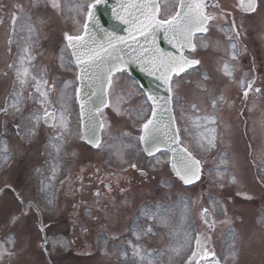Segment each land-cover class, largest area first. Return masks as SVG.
<instances>
[{
    "label": "rangeland",
    "instance_id": "1",
    "mask_svg": "<svg viewBox=\"0 0 264 264\" xmlns=\"http://www.w3.org/2000/svg\"><path fill=\"white\" fill-rule=\"evenodd\" d=\"M74 1L60 0L61 9L57 11L61 15L64 13L62 17L50 9L45 10V0H35L33 4L32 0H0V187L4 185L1 190H8L0 197V239L6 241L13 231L12 218L22 217L20 206L12 209L16 202L13 192L18 188L26 199L36 196L42 199L39 204L45 214V223H50L49 248L54 256L81 251L64 259L57 257V264H109L104 260H114L117 264H148V259H154L155 264H178L188 253L195 230L202 232L203 241L212 244L210 250L225 252V263L260 264L264 259V0H259L258 10L250 15H244L238 9L236 0H216L221 8L230 12L214 10L209 4L207 9L214 19L207 36L196 37L198 49L192 53L201 60L202 67L183 76L180 86L173 91V105L182 136L186 142H193L189 147L194 153L204 157V179L189 189L183 188L172 176L168 155L148 159L140 153L136 143L138 127L127 115L123 121L112 119V115H118L112 108L109 109L111 115L105 143L97 151L79 143L72 100L69 101L70 135L60 136L58 127H43L44 109L38 102L33 87L35 81L31 77H43L50 88L55 86L50 90L49 98L56 109L60 108L58 101L62 92L72 97L75 71L69 66L70 57L62 37L80 31V16L75 19L77 12L75 15L74 11L65 12ZM36 7L44 12L37 14ZM16 10L20 14L16 40L8 52L10 21ZM162 12L164 16L169 14ZM35 14L41 18L35 20ZM232 19L236 24V28H232L238 29L241 38V60L237 58L238 46L232 48L233 42L238 45V35L237 38L231 36L225 31L228 28L223 26L226 21L228 26L232 25ZM37 27L40 37L32 39L38 34ZM200 40L208 46L201 47ZM29 56L32 57L30 62ZM22 58L24 67L29 69L24 85L16 79ZM225 63L232 69L231 77L223 74ZM251 75L261 78L256 86L263 85L261 91L252 92L249 100L240 98L241 81L245 82ZM66 82L72 83L65 88ZM114 88L117 94L123 92L128 97L122 105L124 109L137 108L138 101L143 99L135 84L125 76L116 79ZM15 99L20 100L19 111L11 107ZM35 116L40 119H34ZM205 116L216 118L215 125L207 126L216 129V139L215 147L201 150L194 140L201 133H213L206 132L203 127L197 128L193 122ZM122 125H126L124 143L132 144L133 151L130 153L129 148L122 155L112 156L106 148L113 145L116 138L118 141L112 148L116 153L120 145L118 129ZM128 154L130 159L121 161ZM222 157L227 160V170H222L219 163ZM63 160L66 166L75 168L63 189L57 210L51 197L56 181L64 173ZM12 161V167L8 166ZM132 162L146 171V176L132 170L129 166ZM255 167L259 170L256 177H263L262 185L255 179ZM221 181H225V186L218 185ZM110 184L124 188L125 192L114 202L121 208L116 217L103 211L102 204L107 201V185ZM96 193L100 195V202L96 201ZM160 205L162 207H158ZM145 207L159 211L167 217V223L161 224L158 219L142 215L141 210ZM204 209L216 213V216L213 214L216 220L214 232L202 219ZM73 212L75 218L79 216L83 221L81 227L76 223L79 219L72 223L68 220ZM29 219L35 224L33 215ZM100 232L104 234L100 235ZM35 235L27 230L22 232L18 246L24 247V255H20L18 264H51L43 252L36 249ZM136 248L139 255L134 256Z\"/></svg>",
    "mask_w": 264,
    "mask_h": 264
},
{
    "label": "snow or ice",
    "instance_id": "2",
    "mask_svg": "<svg viewBox=\"0 0 264 264\" xmlns=\"http://www.w3.org/2000/svg\"><path fill=\"white\" fill-rule=\"evenodd\" d=\"M108 4L109 0H91L87 5L77 3L69 6V11H75L78 14L86 13L82 34H65L67 48L71 49V55L78 69L79 84L74 88V92L75 101L80 109L82 138L93 147L100 148L102 144L100 133L106 127L105 120L102 119L104 110L112 108L118 115H127L133 119L139 131L136 143L138 146H143L141 149L143 152L150 157H155L156 153L171 154L170 165L175 176L184 185L192 184L200 178L201 161L194 156L193 150H190L189 143L193 142H186L182 136V130L176 126L170 105L173 101V91L180 86L184 78L183 74H190L189 70L201 63L200 60L191 58L185 53L196 51L197 34H207L214 17L206 11V0H163V3L161 0H117L111 8V15L119 24L125 26L127 36H123L118 34L115 27L109 30L100 23L97 12L101 6L106 7ZM239 5L245 12H254L257 8L256 0H239ZM51 7L60 10V0H51ZM162 10L168 11L169 15H162ZM225 31L230 33L231 29H225ZM160 33H163L165 41L175 49V53L165 52L158 46L157 37ZM237 35H239L238 32ZM199 43L201 47L208 46L204 40H200ZM235 47L233 42L232 48L235 49ZM232 58H236L235 53ZM27 59L30 62L32 57L29 56ZM23 61L24 58L16 70V79L21 85L26 84L29 77V69L24 67ZM129 64L139 65L142 72L159 82L157 89L162 88L166 95H161L159 90L141 91L143 99L138 101L137 108H122L128 97L123 92L117 94L114 84L118 79L116 74L123 72ZM223 74L232 76V69L227 63L223 66ZM31 78L35 81L33 87L38 94V102L44 109L45 124L51 122V126L58 127L61 130L60 136L70 135L69 101L72 97L62 92L58 101L60 108L53 107V110L49 111L48 109L52 107L49 94L51 88L55 86L52 85L50 88L48 81L43 77L33 75ZM71 83L66 82L65 88ZM253 84L254 81H241V87L245 89L243 93L245 97L248 96L249 91L253 90ZM254 90L261 91L260 88ZM29 95L32 96V93ZM19 103L20 100L15 99L11 107L19 111ZM4 111L6 112L7 108ZM33 118L40 119L39 116ZM193 123L197 128L203 127L206 132L213 133L212 135L201 133L194 140L195 145L201 150L215 147L216 129L207 126L215 125L216 118L214 116L198 117ZM183 131L187 132V129ZM125 136L127 134L122 133L119 138L120 145L114 153L118 156L133 146L130 143H124ZM219 163L226 164L227 160L222 157ZM218 174H220L219 169ZM29 207L32 205L30 204ZM141 214L150 219H158L161 224L167 223V217L151 208H142ZM202 215L204 222L212 228L214 222L209 217L208 209H204ZM148 231L151 232L152 229L149 228ZM139 238L137 234V239ZM8 242L14 243L11 238ZM6 251V249L0 250V255L5 254ZM133 255H139L138 248L134 250ZM215 256V252L208 251L206 247L202 250L201 240L196 237L195 247L187 255L186 264H202V262L219 264ZM140 259L143 260L144 257L141 256ZM148 264H155V260L148 259Z\"/></svg>",
    "mask_w": 264,
    "mask_h": 264
},
{
    "label": "water",
    "instance_id": "3",
    "mask_svg": "<svg viewBox=\"0 0 264 264\" xmlns=\"http://www.w3.org/2000/svg\"><path fill=\"white\" fill-rule=\"evenodd\" d=\"M117 0H109V4L108 6H101L97 12V16L99 17L100 23L101 25L104 27V25H106V21H108V17H110V13H111V8L112 6H114L116 4ZM162 34V40L164 39V35L163 33H160L158 36H160ZM161 39V37H160ZM162 43V44H161ZM157 44L158 46L165 52H173L175 53V49H173L171 47V45L169 43H167V41H165V39L163 40V42L160 40H157ZM138 78L141 80V85L143 86L145 91H149V90H159L161 95H166V93L163 92L162 88L157 89V85L159 84L158 81H156L153 77L148 76L145 72L140 73V77L138 76ZM171 107V105H170ZM172 109V108H171ZM173 113V111H172Z\"/></svg>",
    "mask_w": 264,
    "mask_h": 264
}]
</instances>
